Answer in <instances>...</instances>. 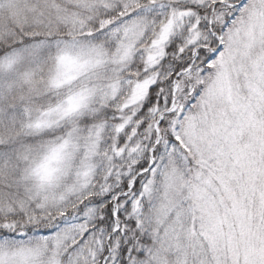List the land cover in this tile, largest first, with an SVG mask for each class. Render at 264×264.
I'll use <instances>...</instances> for the list:
<instances>
[{
  "label": "snow or ice",
  "instance_id": "1",
  "mask_svg": "<svg viewBox=\"0 0 264 264\" xmlns=\"http://www.w3.org/2000/svg\"><path fill=\"white\" fill-rule=\"evenodd\" d=\"M0 264H264V0H0Z\"/></svg>",
  "mask_w": 264,
  "mask_h": 264
}]
</instances>
